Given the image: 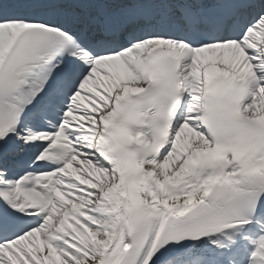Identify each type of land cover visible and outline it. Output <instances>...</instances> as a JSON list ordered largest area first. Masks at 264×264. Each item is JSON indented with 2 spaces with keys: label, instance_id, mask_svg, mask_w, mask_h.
<instances>
[{
  "label": "snow or ice",
  "instance_id": "1",
  "mask_svg": "<svg viewBox=\"0 0 264 264\" xmlns=\"http://www.w3.org/2000/svg\"><path fill=\"white\" fill-rule=\"evenodd\" d=\"M0 264H264V0H0Z\"/></svg>",
  "mask_w": 264,
  "mask_h": 264
}]
</instances>
